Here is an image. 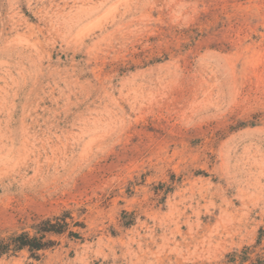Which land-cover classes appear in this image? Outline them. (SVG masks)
Here are the masks:
<instances>
[{
  "label": "rangeland",
  "instance_id": "374dc122",
  "mask_svg": "<svg viewBox=\"0 0 264 264\" xmlns=\"http://www.w3.org/2000/svg\"><path fill=\"white\" fill-rule=\"evenodd\" d=\"M0 264H264V0H0Z\"/></svg>",
  "mask_w": 264,
  "mask_h": 264
},
{
  "label": "trees",
  "instance_id": "16d2710c",
  "mask_svg": "<svg viewBox=\"0 0 264 264\" xmlns=\"http://www.w3.org/2000/svg\"><path fill=\"white\" fill-rule=\"evenodd\" d=\"M71 213H64L62 216L48 218L40 221L34 229L35 236L24 232L20 235L13 234L7 239L0 240V257L11 252L16 253L22 250H28L30 253L45 251L55 245L50 239L52 236H61L68 232L70 238L78 237V234L69 231Z\"/></svg>",
  "mask_w": 264,
  "mask_h": 264
}]
</instances>
